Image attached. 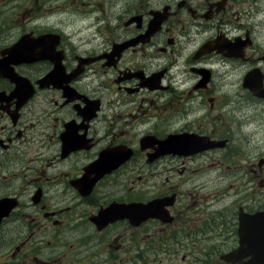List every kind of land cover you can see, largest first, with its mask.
<instances>
[{
  "label": "flooded vegetation",
  "instance_id": "obj_1",
  "mask_svg": "<svg viewBox=\"0 0 264 264\" xmlns=\"http://www.w3.org/2000/svg\"><path fill=\"white\" fill-rule=\"evenodd\" d=\"M34 3L24 12L36 15L42 9V15L22 20L23 12L11 26L4 25L6 14L0 9V29L9 27L0 30V264H264V248H257L255 242V237L264 238V216L254 225L251 219H243L249 222L244 227L240 219L242 212L264 213L263 178L253 190L252 207L242 197L230 212L232 234L217 215L211 226L201 222L206 233L218 227L226 239L220 245L212 234L202 239L205 250L218 247L214 260L200 248L191 251L199 235L184 229L177 218V195L161 192L149 200L132 196L128 144L119 139L124 93L167 87L169 68L153 70L140 60L179 53L180 39L193 42L185 48L192 49L190 58L197 64L190 67L197 78L194 90L202 91L198 86L206 90L213 74L210 70L198 77L192 68L250 64L242 84L239 81V96L256 98L252 91L264 89V53L256 35L259 31L264 40V0H124L117 25L96 29L103 41L96 50L70 40L66 44L68 36L47 19L49 10L39 0ZM76 29L83 30V25ZM18 43L17 52H12ZM160 70L164 74L159 82H145L156 79ZM109 98L118 106L115 124H109L111 132L98 136L96 127L104 121ZM138 106L131 105L133 110ZM145 123L152 124L151 119ZM193 125L196 129L183 131L195 136L188 144L186 134H181L176 146L165 145L169 134H180L177 131L147 134L160 139L141 146L149 149L147 163L174 147L179 152L202 149L218 140L202 124ZM137 127L139 133L144 130ZM170 156L178 157L163 155ZM263 163L258 164L259 172ZM218 175L213 172L215 179ZM208 196L206 205L214 209L218 201ZM154 199L161 201L163 215L137 225L133 203L140 202V208L155 215ZM180 233L193 243L181 245ZM200 252L204 258L198 256Z\"/></svg>",
  "mask_w": 264,
  "mask_h": 264
},
{
  "label": "rangeland",
  "instance_id": "obj_2",
  "mask_svg": "<svg viewBox=\"0 0 264 264\" xmlns=\"http://www.w3.org/2000/svg\"><path fill=\"white\" fill-rule=\"evenodd\" d=\"M39 1L43 9L49 10L47 19L50 17L51 21H55L54 25L58 30L68 36L66 44L70 40L76 46L93 50L100 48L103 42L96 29L103 31L110 25L111 30L117 25V11L120 14L121 7L125 5L124 0ZM1 3L5 4L0 7L6 14L4 25L10 26L21 18L25 9H33L36 4L34 0H0ZM42 11L39 9L34 15L28 10L22 14V20L27 16L30 19L34 16L40 17ZM41 20L46 19L43 16ZM41 20L38 19L36 22L46 27L45 22ZM78 24L83 25V30L76 29ZM2 29L9 27L5 26L0 30ZM256 35L258 45L264 53L263 37L259 31ZM180 43V45L176 43V46L181 48L177 54H156L152 59L140 60L153 70L168 67L169 73L165 78L167 87L165 91L133 92L131 95L124 93L125 117L120 120L123 136L119 139L125 141L128 148L134 151L129 160L132 196L149 200L160 196L161 192H166L169 196L173 193L177 195L175 206L180 208L177 218L182 220L184 229L190 228L194 235H199L197 242L192 244L191 251L195 252L200 248V251L212 254L215 260L218 247H209L205 250L201 245L202 239L212 234L213 240L219 245L226 239L220 228L216 227L211 233H206L200 225L205 221L206 227L211 226L210 220L217 215L219 222H224L232 234L230 212L235 210L236 203L242 197L248 198L249 207H252L253 190L258 187L257 181L264 179V163L261 172L258 168L259 162L264 160V103H254L239 96V81L242 84L243 76L250 64L244 66L238 63L219 64L214 67L212 83L207 89L195 91L192 87L196 78L190 72L193 60H190L189 53H192V49L185 48L193 42L180 39ZM196 45L194 43L195 47ZM98 79L95 77L96 83ZM149 99H153V105L149 103ZM133 103L139 104L138 110H133L131 107ZM105 105L106 109L102 114L104 121L96 127L98 136H104L113 130L109 124H115V114L118 111V106L112 98H109ZM147 118L151 119L152 124L145 123ZM192 123L202 124L208 134L213 133L218 141H225L227 148L205 151L189 159L162 156L152 163H147L145 157L149 149L141 150L140 147V141L147 134L194 130L196 127ZM137 125L144 127V130L139 133ZM132 128L134 130L130 132ZM39 152L44 153L43 150ZM214 171L219 174L217 179L213 176ZM143 191H147L148 194H144ZM236 193H239L238 198L235 197ZM208 195L218 201L214 209H208L206 205ZM178 241L181 245L185 241L187 244L193 243L182 233ZM198 256L204 258L201 252Z\"/></svg>",
  "mask_w": 264,
  "mask_h": 264
},
{
  "label": "water",
  "instance_id": "obj_3",
  "mask_svg": "<svg viewBox=\"0 0 264 264\" xmlns=\"http://www.w3.org/2000/svg\"><path fill=\"white\" fill-rule=\"evenodd\" d=\"M170 137H169V139L166 142L167 144L174 143L176 140L178 141V139H179V136H173V137H171L174 140H172ZM158 204H160V203H155V202L152 203V206L155 208V210L158 208L157 207ZM133 208H134V212H137L138 211L140 213H145V214L149 215V212L147 210L143 209V208H140L139 204L133 205Z\"/></svg>",
  "mask_w": 264,
  "mask_h": 264
}]
</instances>
